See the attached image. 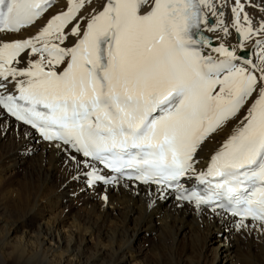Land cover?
I'll return each instance as SVG.
<instances>
[{
    "label": "snow or ice",
    "instance_id": "obj_1",
    "mask_svg": "<svg viewBox=\"0 0 264 264\" xmlns=\"http://www.w3.org/2000/svg\"><path fill=\"white\" fill-rule=\"evenodd\" d=\"M48 4L0 0V32L32 24ZM145 6L149 10L141 14ZM83 7L84 0H69L67 12L54 16L38 36L0 45V78L25 77L17 81L19 95H0V105L45 140L71 145L122 175L134 170L128 179L174 186L180 199L197 207L226 200L232 215L264 222V42L256 41L258 65L223 44L212 49L223 57L217 60L202 54L199 46L211 41L197 35L207 26L204 10L216 15L213 0H108L74 47L52 43L65 41L66 26ZM243 8L236 0V31L244 40L264 35V22L254 29L246 13L247 26L241 24ZM223 31L227 35L228 28ZM71 32L80 35L79 25ZM26 50L40 53V60L13 67ZM241 60L252 71L235 63ZM61 64L63 71L54 70ZM254 93L241 126L197 177L207 185L205 194L188 192L179 180L193 169L198 146ZM90 176L104 180L95 169Z\"/></svg>",
    "mask_w": 264,
    "mask_h": 264
},
{
    "label": "bare ground",
    "instance_id": "obj_2",
    "mask_svg": "<svg viewBox=\"0 0 264 264\" xmlns=\"http://www.w3.org/2000/svg\"><path fill=\"white\" fill-rule=\"evenodd\" d=\"M107 1L84 0V7L79 12L77 18V20L81 19V22L78 24L80 35H73L71 32V29L77 25L75 21L66 28L65 36L67 38L60 44L66 48H71L83 35V32L86 31L87 24L92 16L102 11ZM246 1L240 0L243 6L250 4L248 6L245 5L246 7L243 8L241 24L245 27L247 26L243 21V15L246 13L252 22V27L258 29L260 24L264 22V3L260 0ZM68 2L69 0H57L56 5L30 28L15 34L0 33V45L14 40L22 41L36 37L42 31V27L47 19L55 13L64 10ZM213 3L215 4L216 15H213L210 10L205 9L207 26L202 24L200 30L202 34L211 40V47L203 46V54L205 56L210 55L217 60L223 59L219 53L212 50L223 44L230 51L234 50L237 56L242 55L247 60L252 61L253 65H258L261 49L257 46L256 41L260 40L264 42V35L255 34L251 39L244 40L233 26L235 17L232 13V8L235 7L236 0H213ZM148 10L149 8L147 6L142 7L141 14ZM221 13L223 14L222 16L220 15ZM221 19L224 22L223 25L219 24V20ZM209 27L214 28L215 31H208L207 28ZM224 27L228 28L227 35L223 31ZM241 44L244 46L243 51H241ZM40 46L42 45L37 44V47ZM44 56L45 70H48L47 54L45 53ZM40 58V53L33 54L25 51L18 58L20 62L18 64L14 62L12 66L18 69H24L29 66V62H36ZM235 63L238 66H246L249 71H252V65H243L242 60L236 61ZM65 66L66 64L54 65V70L62 71ZM255 74L257 76L260 75L258 71ZM22 79H25V77H17L15 80L12 77H9L7 80L0 78V95L17 94V81ZM256 98L257 96L254 93L253 97L247 101L245 106L234 118L226 121L222 128L218 129L204 141L192 161L193 169L189 171L187 178L181 182V185L185 189H189L198 181L197 177L200 173L207 171L212 157L241 126L248 109ZM14 138H18V142L22 144L20 146L16 145V149H11L12 147L8 148V145L15 144L13 143ZM0 149L2 153H10L13 157L6 163L5 176L7 178H10L18 171L27 173L26 169L28 167L24 169V166L28 163L25 164V154L29 152L37 153L34 159L38 156L42 161L46 159L47 161L45 160V163L50 161L49 167L51 166L55 171L52 174L44 173V181L39 185H43V187H38L40 190L44 189L41 195H38L37 188H34V190L28 193L24 191L18 192L19 194L17 193L14 198L13 192L15 191L12 188L0 193V264H141L138 261L140 256L139 248L141 247L135 243L144 239L146 236H150V240L162 239L164 234L169 231L171 225H175V223L179 224V227L176 228L177 232L179 231L185 237L186 235L190 237L195 236L196 233L194 234V232L190 231L197 224L203 225V231H206L203 233L208 237V241L210 242V249L206 252L209 254L208 257L211 258V264H247L248 262L245 256L239 253L238 250L240 239L247 238L251 240L253 238V242L255 240H264V223L235 221L232 217L219 211H210L203 207H197L194 203L180 202L176 199L180 195L177 190L169 192L150 185L141 186L134 182L121 180H118L112 186L106 187L95 183L89 185L86 174L93 172V169L97 173L101 171L96 164L84 159L66 147L43 143L35 132L11 120L1 109ZM69 157L77 158L79 164L74 168L73 173L68 174V178L63 181H59L57 184L58 187L54 190L52 189V191L50 186L53 185V180L55 179L53 176L55 173L67 171L70 168L68 164ZM30 174L32 175V173ZM3 176L0 175V185L6 179ZM25 176L22 179L25 185L24 187L30 190L33 188L32 178L28 182V176ZM6 180L8 181L9 179ZM69 180L72 182H68ZM19 182L22 181L19 180ZM9 184H12V182ZM46 189L50 192L52 191V193H48ZM53 193L58 195L51 198L50 196ZM26 196L33 197L30 200H23ZM1 198H8V201L15 203L12 209V215L9 214L11 211L2 205L3 200ZM71 201L76 202V204L77 202L82 203V205L87 207V212L85 211L86 213L84 212V215L89 226L80 229V225L76 223L77 221L79 223V219L76 218V214L78 213H76V210L72 212L68 210L71 212L68 215V219L70 220L68 224L62 220L63 218L61 219L59 216L61 211H58L59 209L61 210L59 208L60 205L63 203L68 205ZM133 203H137V205L135 204L137 206L136 208H133ZM80 205L78 204L77 208ZM73 207L69 208L68 206L69 209ZM122 208L124 210V223L132 222V225L125 229L127 233V238H123L125 241L117 239L121 244L118 248L113 249L111 242L113 233L111 234L110 230H106L105 233L100 234V227L96 225L114 223V219L118 217V215L115 216L116 211ZM79 232H81V235ZM110 234L112 236L111 238ZM172 234L167 233L165 236L170 235L171 237H168L174 241L175 237L173 235L174 238H172ZM114 238H116V234ZM159 241L161 242V240ZM256 241L254 242L255 244ZM174 242H170L169 244ZM253 242L252 246L254 247ZM255 246L257 247V245ZM158 247L161 246L158 244ZM261 248H264V246H261ZM146 250L148 251V249ZM241 252L243 253V251Z\"/></svg>",
    "mask_w": 264,
    "mask_h": 264
},
{
    "label": "rangeland",
    "instance_id": "obj_3",
    "mask_svg": "<svg viewBox=\"0 0 264 264\" xmlns=\"http://www.w3.org/2000/svg\"><path fill=\"white\" fill-rule=\"evenodd\" d=\"M246 1V0H245ZM249 0H247L246 2H248ZM261 2L264 3V0H260ZM246 5V4H245ZM250 4H248V5ZM253 5V4H252ZM254 6V5H253ZM242 56V55H241ZM16 140V141H15ZM13 143L15 144H12V145H8V148H11V149H16V145L20 146V144L22 143H19L18 142V138H14L13 139ZM35 154L37 153H32V152H29V153H26L25 154V166H24V169L25 167L27 168V173H24V172H16L14 173L10 178H7L5 175H6V163L9 162V160H11L13 157H12V154L10 153H2V150L0 149V175H4L3 177H6V179H9L8 181L5 179L2 184L0 185V193L4 192L5 190L7 189H10L12 188L13 191V198L17 195L18 192H29L31 190H34V188H37L36 191H38V195H41V193L43 192L44 189L40 190L39 188L43 187L42 186H39L41 185L42 181H44V176L45 174L44 173H49V174H52L53 172H55L53 170V168L49 167V162L48 165L47 163H45L47 160L44 159L43 161L37 156L36 159L35 158ZM3 155V156H2ZM5 156V157H4ZM28 156V157H27ZM11 157V158H9ZM32 157V158H31ZM39 158V159H37ZM77 158H71L69 157L68 159V164H69V169L67 171H61L59 173H55V175L53 176L55 179L53 180V185L50 186L51 190L55 189L56 187H58V183L59 181H63L64 179L68 178V174H72L73 171H74V168L79 164V160ZM39 160V161H38ZM46 160V161H45ZM31 161V163H30ZM36 162V163H35ZM39 162V163H38ZM45 163V164H44ZM33 167H31V166ZM42 165V166H41ZM41 166V167H40ZM73 166V167H71ZM45 167H47L45 169ZM32 168V169H31ZM3 169V171H2ZM31 171H30V170ZM37 169V170H36ZM40 169V170H38ZM50 171H49V170ZM73 169V170H72ZM26 172V171H25ZM29 172V173H28ZM40 172V173H39ZM4 173V174H2ZM18 173V174H17ZM32 173V175L30 174ZM36 173V174H35ZM16 174V176H15ZM26 175V176H25ZM15 176V177H13ZM27 177L28 176V182L32 181V187L30 190L29 188H25L24 186V182H23V177ZM19 177V178H18ZM40 177V178H39ZM17 178V179H16ZM12 179V180H10ZM21 180L22 182H19V180ZM39 179V180H38ZM41 179V180H40ZM71 179V178H70ZM12 184H9L11 183ZM68 182H72V181H68ZM30 184V183H29ZM35 184V185H34ZM6 185V186H5ZM77 186V185H76ZM39 187V188H38ZM18 189V190H17ZM47 190V189H46ZM52 190V191H53ZM52 191H48V193H52ZM19 194V193H18ZM22 195V193H20ZM55 195V196H54ZM58 194L56 193H53L50 197L51 198H54L56 197ZM6 196H9V195H6ZM36 196V195H35ZM49 196V195H48ZM47 196V197H48ZM22 197V196H20ZM33 196H26L23 200L25 199H31ZM3 200L2 202V205L5 207V208H8L9 211V214H13L12 212V209L14 208L15 206V203L12 202V201H8L6 198H1ZM5 203V204H3ZM10 203V204H9ZM12 203V204H11ZM70 203V204H69ZM68 205H66V203H63L62 205H60L59 208H61V210L59 209L58 211H61V213L59 214V216L61 217V219L66 223L68 224V222H70V220L68 219L69 218V214L72 212V211H75L76 210V218L79 219V223L78 221L76 222L78 225H80V229L82 228H85L87 226H89V223L87 222L86 218H85V213L87 212V207H85L84 205H82V203H78L76 204V202H69ZM78 204H81L78 208ZM137 203H133V208H136L137 206ZM21 205V204H20ZM62 206V207H61ZM71 208L73 207L72 209H69L68 208ZM71 206V207H70ZM83 206V207H82ZM63 207H65L64 209H62ZM132 208V206H131ZM45 210V209H44ZM70 210V211H68ZM8 211V210H7ZM86 211V212H85ZM81 212V213H80ZM85 212V213H84ZM123 208L122 209H118L116 211V215H118L117 218L114 219V223L112 224H98L96 225L97 227H100L99 228V233L102 234V233H105L106 230H110L111 234L113 233V237L111 236L110 234V238H111V242L113 244V249L115 248H118V246L121 244L120 241L118 240H124L127 238V233H126V228H128V226L130 227L132 225V222H129V223H124L123 221ZM63 213V215H62ZM81 215V216H80ZM82 219H81V218ZM84 218V219H83ZM95 220L94 217H92ZM66 219V220H65ZM77 219V220H78ZM83 220V221H82ZM85 221V222H84ZM81 222V223H80ZM127 224V225H126ZM101 225V226H100ZM174 224L171 225V227L169 228V231H167L165 234H169V233H173L172 234V238H174V241L172 239H170V235H166L167 237L170 236V237H166L165 234H164V237H162V239H149L150 236H146L144 239H141L139 240L137 243H135L136 245H140L141 248H139L140 250V256L138 258V261L139 263L141 264H211V258L208 257L209 254H207V250L210 249V245H209V241H208V237L203 233V232H206V231H203V225H200V224H197L195 225V227L190 231V232H194L195 236L193 237H190L188 235L185 236H182V234H180V232L178 231L177 232V229L179 227V224L178 223H175V225L173 226ZM105 226V227H104ZM176 226V227H175ZM96 227V228H97ZM107 227V228H106ZM109 227V228H108ZM175 227V228H174ZM104 228V229H103ZM98 229V228H97ZM114 229V230H113ZM120 229V230H119ZM174 229V230H173ZM198 229V230H197ZM113 230V231H112ZM103 231V232H102ZM116 231V232H115ZM171 231V232H170ZM115 232V233H114ZM175 232V233H174ZM80 235H81V232H79ZM78 233V235H79ZM121 235H120V234ZM126 233V234H125ZM115 234H116V238L115 237ZM120 236H118V235ZM123 234V235H122ZM177 234V235H176ZM174 235V237H173ZM122 236V237H121ZM105 237V236H104ZM119 237V238H117ZM180 237V238H179ZM185 237V238H184ZM124 238V239H123ZM169 239L167 241V239ZM114 239V240H113ZM118 239V240H117ZM193 239V240H192ZM244 239V240H243ZM144 240V241H143ZM161 240V242L159 241ZM168 242L166 243L165 242ZM172 240V241H171ZM253 238L251 240L249 239H245V238H242L240 239L239 243H238V250H239V253L243 254V256H245L246 260H247V264H264V248H261V246H264V240H258L256 241V244L252 241ZM125 241V240H124ZM163 241V243H162ZM174 242V243H171L169 244L170 242ZM179 241V242H178ZM242 242V243H241ZM245 242V243H244ZM252 242L254 243V247L252 246ZM139 243V244H138ZM146 243V244H145ZM161 246V247H158V244ZM182 243V244H181ZM166 244V245H165ZM242 244V245H240ZM163 245V246H162ZM257 245V247L255 246ZM144 246V247H143ZM241 246V247H240ZM246 248H245V247ZM249 246V247H248ZM260 246V247H259ZM169 247V248H168ZM243 247V248H242ZM256 247V248H255ZM148 249V251L146 250ZM245 249V251H244ZM150 250V251H149ZM243 251V253L241 252ZM251 252V253H250ZM152 253V254H151ZM245 253V254H244ZM250 253V254H249ZM207 254V255H206ZM143 255V256H142ZM210 258V259H209ZM127 264V263H126Z\"/></svg>",
    "mask_w": 264,
    "mask_h": 264
}]
</instances>
